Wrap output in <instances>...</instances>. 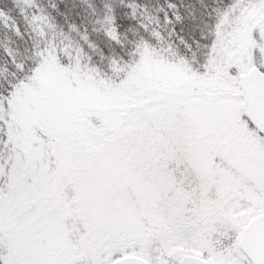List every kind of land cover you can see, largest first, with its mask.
<instances>
[{"label": "snow or ice", "instance_id": "snow-or-ice-1", "mask_svg": "<svg viewBox=\"0 0 264 264\" xmlns=\"http://www.w3.org/2000/svg\"><path fill=\"white\" fill-rule=\"evenodd\" d=\"M0 264H264V0H0Z\"/></svg>", "mask_w": 264, "mask_h": 264}]
</instances>
